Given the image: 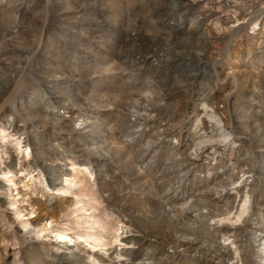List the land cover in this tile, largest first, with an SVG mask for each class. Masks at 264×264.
<instances>
[{
	"label": "rangeland",
	"instance_id": "374dc122",
	"mask_svg": "<svg viewBox=\"0 0 264 264\" xmlns=\"http://www.w3.org/2000/svg\"><path fill=\"white\" fill-rule=\"evenodd\" d=\"M175 1L27 0L17 13V23L0 11V264H264V245L251 234L258 223L264 224V174L258 171L264 153L255 151L259 145L252 142L257 133L264 140V0H185L196 7L180 10L174 8ZM200 9L217 15L222 26L228 27L222 28L224 34L222 29L217 33L219 45L211 57L217 56L199 63L187 57L169 58L162 52L166 45L181 51L195 45L185 28ZM49 74L58 76V89L90 106L106 107L98 118L100 129L106 132L101 144L105 157L75 150L69 138L50 140L48 148L60 150L50 160L35 154L43 150L31 145L30 136L46 131L67 137L59 124L40 130L39 122L29 120L32 114L53 108L43 94L42 76ZM175 79L189 85L180 94L185 93L188 101L185 133L189 135L200 122V111L193 112V105L202 107L203 100L214 104L233 87L225 114L233 132L224 150L199 156L200 164L185 182L184 197L175 212L166 214L159 195L165 186L158 173L177 144L169 125L177 120L164 122L152 112L139 128L142 137L138 141L129 139L131 131L122 135V129L128 104L138 94L149 93L173 108L171 100L176 96L166 88ZM151 105L160 107L155 102ZM76 136L90 147L83 134ZM150 136H159L158 143L142 152L140 145ZM26 142L30 143L29 157L17 148ZM237 145L238 155L250 152L253 172L244 177L247 184L244 180L237 204L228 201L234 193L219 206L234 203L246 212L241 218L235 216L234 225L227 221L236 226L232 233L214 234L205 221L187 217L183 208L196 206L198 200L207 203L215 194L213 183L228 181L237 157L231 152ZM47 163L54 167L52 180L41 169ZM71 164L86 165L92 172L75 175ZM186 227L190 228L188 242H182ZM57 231L71 240L59 242ZM116 235L123 241L114 239ZM232 235L235 239L228 240ZM237 240L242 244L239 253L233 247Z\"/></svg>",
	"mask_w": 264,
	"mask_h": 264
},
{
	"label": "bare ground",
	"instance_id": "6f19581e",
	"mask_svg": "<svg viewBox=\"0 0 264 264\" xmlns=\"http://www.w3.org/2000/svg\"><path fill=\"white\" fill-rule=\"evenodd\" d=\"M26 1L27 0H0V11L8 14L13 19L14 23L20 22V19L18 20V18H17V13L21 10V7L24 5V3ZM54 1H57V0H54ZM166 6L167 5H165L164 7H166ZM173 6H174V8H178L180 10L181 8H185V7L187 8V6L188 7H192V8H193V6L196 7V4H192V3L191 4H189V3L187 4L185 0H176ZM207 6H208V4H207ZM204 7H206V6H204ZM211 8H212V6H211ZM106 9H108V8H106ZM106 9H105V11H106ZM207 11H208V9H207ZM157 12H158V10H156V11H154L152 13L155 14ZM206 13L203 12V9H200L199 10V14H197L194 17L193 20L191 19L192 20L191 23L189 25H187V27L185 28V30L188 33V38L189 37L195 38V45L189 46L186 51L176 50V49H174L172 47H167V45H166V48L163 51L162 50H160V51L169 54L168 55L169 58L172 57V56L174 58H176V57L177 58H179V57H187L189 59V61L191 60V61H195V62H198V63L208 60V58L211 57L212 53L214 51H216L217 47L215 48V46L219 45L218 42H219L220 38L217 36V33L219 35L220 32H218V31H220L224 27L222 26V23H220L221 22L220 21L221 18H218L219 20H217V18H216L217 15L216 14H214V15H216V17H215L213 15H208ZM208 13H210V12H208ZM24 14H25V12H24ZM106 19H107V17H106ZM3 25H4V23H3ZM148 25H149V23H148ZM226 28H228V27L225 26L224 29H226ZM151 29H150V31H148V30L147 31L151 32ZM222 31H223V34H224L225 31L223 29H222ZM262 32H261V38H264V34ZM187 33H186V35H187ZM170 35H169V37H170ZM172 36H174V35H172ZM181 38H183V37H181ZM166 43L167 42H165V44ZM0 46H1V44H0ZM168 46H169V44H168ZM185 46L186 45H184V47ZM47 55H49V54H47ZM213 56L211 58H213ZM215 56H217V55H215ZM18 57H20V56L18 55ZM9 59H11V58H9ZM15 59L17 60L18 58L16 57ZM19 66H21V65H19ZM55 75L53 76V75L49 74L48 76H44V77L41 75L42 78H43V81H44V83H43L44 84L43 85L44 98H45V100L48 102V104L50 106H53V108L51 110L44 109L40 114L35 113L37 115H33L32 114L31 117L29 118V120H31V122H34V123L39 122L40 123V127H39L40 130L43 129L44 126H46V125L55 126V125L59 124V126L61 128H63V129H59V130L61 131V133L67 135V137H64V136L63 137L62 136H59V137L57 136L56 137V135H54V134L48 135V134H46V131H43V132H45V134L43 132H39V133L34 134L33 136H30L31 145H33V147H36V149L43 150L42 152L36 151L35 154H38L41 158H48L50 160V158H52L54 156H57L58 153H60V150H57L58 148L54 149L53 151H52V149L48 148L50 145H52L50 143V140H53L55 138H58V139H60V138L61 139L69 138V139H71L74 142L73 148L75 150H77V151H87V152H89L90 154H92V155H94L96 157H105L107 154L104 153L103 150L101 151V146H103L101 144L105 143V141H106V132L100 129V121H99L98 118L102 114V111H106V109H105L106 107L105 108L104 107L100 108V107H98L96 105L90 106L87 103L83 102L79 97H73L68 92H66V91H64L62 89H58L57 87H55V83H56V81L58 79V76H55ZM247 77H248V75H247ZM185 78H183V79H185ZM185 80H180V79L176 80L175 79L176 82L168 83V86L166 88L167 92L168 93L172 92L176 96L175 98H173L171 100V102L174 103L173 108H171L170 106H167L165 104H160L161 100L160 99H159L160 101L154 100V97H152L149 93H146V94L142 93V94H138L137 97L134 96V97H136L135 100L132 101V102H129L128 108H127V112H126L127 113L126 118L123 117L126 122H125V126L122 129V135L126 136V134L129 131H131L128 134L129 139H132V138L135 137L136 141L140 140L141 137H142L141 130H139V128H141L144 124H146V122L149 120L150 116L152 115V112H156L154 115L157 114L159 116V118L164 120V122H169L172 119H176L177 120V122H175L174 124H172V125L169 124L171 126L170 127V131L175 135L174 138H177V144L173 146V148L171 150L170 159H167L169 161L167 162L166 166L163 165L164 168L160 171V173L157 172L158 173V177L160 178V182L165 186V188L161 191V194H159V195H160V201H161L160 204H162L163 211L166 214H171V212H173L176 209V204L178 203V201L181 200L184 197L185 192H183V190L186 188V183L185 182L187 180L188 175L192 174L195 171V167L197 166V164H200L199 163V161H200L199 156L201 154L204 155V153L206 154V156H209V155H211V153H215V152H218L220 150H224L225 147L228 145V141H229L230 135L233 132V131L231 132V130H233V128H230L231 126L229 125L231 120L229 119V121H228V119L225 117V114H226V111H227V107H228L229 97H230V95L232 93V90H233V87H232V90L229 89L227 91V93H225V94L223 93L224 94L223 96H219L218 99H216L217 102L214 103V104L210 103L211 105H206L207 103L203 100L201 102V103H203L202 107L197 106V105H193V107H192V111L193 112L194 111L195 112L196 111H200L199 114L197 115L198 118L200 119V122L197 125L195 124L196 125L195 129L193 128V132L191 133V135L185 133L186 123H188V111H187V109H188V101H187L186 95H184L185 93L183 95H180L181 93L186 92L187 89H188L189 85H188V83H186L187 81L185 82ZM149 87H152V86H149ZM216 94L218 96V92H216L215 95ZM153 102H155V104L159 105L160 107L158 109L154 108L151 105ZM230 104H232V103H230ZM229 116H227V117H229ZM183 117H185V118H183ZM162 123H163V121H162ZM103 126H104V124H103ZM36 127H37V125H35V128ZM163 129H164V127H163ZM76 134L77 135L78 134H81V135L83 134V136L87 139V142L90 144V147L87 146L85 142L80 141L77 138ZM156 134H158V132ZM257 134L258 135L255 136L253 139L250 137L252 139V142H255L257 145H259L257 148L255 147L254 150L259 152V153H261V152L264 153V140L261 139L262 138L260 136L261 134L260 135H259V133H257ZM152 135H154V134H152ZM188 135L190 136L189 141H188ZM237 135H239V134H237ZM155 136H150V138H148V140L144 141V143L140 145V150L142 152L150 150V149H152L153 147H155L157 145V143H158L157 142L158 141L157 137H159V136H157V137H155ZM107 137H108V135H107ZM263 137H264V135H263ZM242 141H243V139H242ZM233 142L235 143L237 141L233 140ZM30 143L26 142L24 144V147H22V145L20 143L17 144L18 145L17 148L20 151L23 152L25 157H29L30 156V146H27ZM249 148H251V147H249ZM63 151L65 153V150H63ZM239 151H240V149L238 148V145H237V146H235V148L231 152V153H236L237 157L235 158L236 161H235V163L233 164V167H232L233 170L228 176V179H227L228 181H224V179H223V180L216 181L215 183H213L212 187L210 186L211 188H213L215 190V194L212 193V194H214L213 198L209 199L207 203L204 200L203 201L202 200H198V201H196L197 204L195 203L196 206L195 205L192 206L190 204L191 206L189 207V209H188V206H187V208L184 207L185 209L183 208V211L185 212L187 217L189 216V217L194 218V219L200 218L201 220H203V222L205 221L207 223V226L211 229V231H213L214 234L220 233L222 231H226L228 234L232 233L233 230H234L233 228H236V226H232V224L234 225V222L237 223L236 222L237 219H235V216L237 218H241L246 212V209L243 208V207L240 208V209H237V207L239 208V206L236 207L234 203L233 204L232 203H227V204L225 203L226 204V206L224 205L225 208H223L222 206H219V203L220 202L222 203V201L224 199H226L230 194L236 193V195L234 197L232 196L233 198L231 200H228L229 202L230 201H232V202L238 201L237 200L238 199L237 198L238 197L237 194H238L239 191H241L242 187L244 189L246 180H248V179H246L244 177L248 173L253 172V168L254 167H252L250 165V162H249V160H250V152L248 151L245 154L238 155ZM216 162H218V161H216ZM71 165H72V168H73V171H74L75 175H78V173H80V172L87 173V174L92 172V171H88V169H87L88 167L86 165H83L81 167H79L77 165H74V164H71ZM257 166H258V164H257ZM41 169H42L43 174L46 175L49 180L53 179V177H54L53 164L47 163V164L41 166ZM258 171H259V173H261V175L264 174V162L260 163V165L258 166ZM253 174H255V173H253ZM7 180L8 181H13L12 178H7ZM244 180H245V183L243 182ZM71 181H74V180L72 179V180H70V182ZM238 182H240V183L238 184ZM247 187H248V185H247ZM243 189H242V191H243ZM248 189H250V188H248ZM59 190H64V188L63 187L59 188ZM203 191H206V189L203 190ZM209 195H211V194H209ZM242 196H243V194H242ZM198 198H201V197H198ZM241 200H242V198H241ZM239 202H241V201H239ZM236 204H237V202H236ZM203 209H204V211H206L205 209H207V211L203 212L202 211ZM183 211H181V212L183 213ZM232 213H234L233 216H230V215H232ZM180 215H181V213H180ZM180 215L179 216L177 215L178 218L180 217ZM214 219H216V220H214ZM208 220H214V221L211 223V221L209 222ZM225 221H226V223H225ZM227 221L230 222V223L232 222V224L229 225L227 223ZM45 222H47V221H45ZM173 224L178 226V224H180V223L176 224L174 222ZM200 224H201V222H200ZM186 225H188V224H186ZM180 227H181V225H180ZM204 227H205V224H204ZM263 227H264L263 223H258V225L255 226L254 230L251 232L253 238L257 242H259L260 246L264 245V233H263L264 230L262 229ZM182 228H183V226H182ZM185 229H186L187 232L183 233V237L181 236V238H183L182 242L183 241H187L188 242V231H189L188 229H190V228L186 227ZM43 230H44V227H43ZM178 230H180V229H178ZM210 233H212V232H210ZM234 234H236V233H234ZM177 235H181V234H177ZM197 235H199V234L197 233ZM55 236L57 237L59 242H66V241H70L71 240V238L68 235L64 234L61 231H57L55 233ZM90 236L88 235V237H90ZM232 236H234V235H232ZM232 236H230L228 238V240H234L236 236H234L233 239H232ZM113 238L116 239V240H119V241H123L122 236H120V235H116ZM193 241H195V240H193ZM237 241H234L235 245L233 244L234 246L233 245L232 246L235 247L234 248L235 252L239 253L240 248L242 247V244L239 243L240 240L238 242ZM107 243H103V244L107 245ZM124 243H126V241H124ZM226 244H228V243H226ZM229 248H226L224 250L225 251V256H227V258L230 257L228 255V251L230 252ZM263 250H264V248H263ZM237 253L236 254L233 253V254L238 256L239 254L237 255ZM261 253L264 254V251H261ZM238 257H240V256H238ZM223 259H224V257H223Z\"/></svg>",
	"mask_w": 264,
	"mask_h": 264
}]
</instances>
